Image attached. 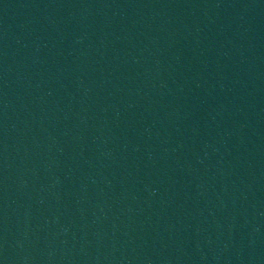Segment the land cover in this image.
Returning a JSON list of instances; mask_svg holds the SVG:
<instances>
[{"label": "water", "instance_id": "1", "mask_svg": "<svg viewBox=\"0 0 264 264\" xmlns=\"http://www.w3.org/2000/svg\"><path fill=\"white\" fill-rule=\"evenodd\" d=\"M0 264H264V0H0Z\"/></svg>", "mask_w": 264, "mask_h": 264}]
</instances>
